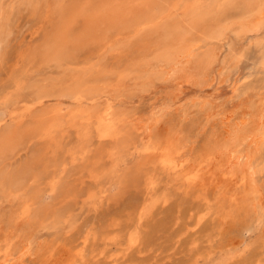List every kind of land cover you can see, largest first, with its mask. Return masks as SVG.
Listing matches in <instances>:
<instances>
[{"label": "rangeland", "instance_id": "374dc122", "mask_svg": "<svg viewBox=\"0 0 264 264\" xmlns=\"http://www.w3.org/2000/svg\"><path fill=\"white\" fill-rule=\"evenodd\" d=\"M86 1L0 0V137L25 133L7 161L19 176L0 166V255L11 245L26 264H264V18L247 12L264 0H173L152 30L99 27L57 62L46 44L60 11ZM149 1L166 0H112ZM108 110L121 140H100ZM154 114L145 145L135 125ZM164 144L181 170L146 154ZM230 153L240 160L228 173Z\"/></svg>", "mask_w": 264, "mask_h": 264}, {"label": "bare ground", "instance_id": "6f19581e", "mask_svg": "<svg viewBox=\"0 0 264 264\" xmlns=\"http://www.w3.org/2000/svg\"><path fill=\"white\" fill-rule=\"evenodd\" d=\"M76 1V0H75ZM159 1V0H158ZM173 0H166L165 4L161 3H156L155 1H149V2H143V5L140 6V8H129L128 10H125L121 6L115 5L112 0H89L83 3V5H74V7H71L69 9H62L60 11V16H61V23L59 26V30L57 32V35L51 37L49 42H47V53L53 57V59L57 62H60L66 58V55L70 53V49H74V47H77L80 41H85V40H94L96 37L95 34H97V29L102 26H106L111 29H117V28H124V29H129V28H134V26H144L147 27L146 30L150 31L153 28L151 27V24L155 21L156 23L158 22V17L162 16L167 10H170V7L173 6L174 4H171ZM230 1V0H229ZM263 1V0H262ZM142 2V1H141ZM213 2V1H212ZM234 2V1H233ZM53 3V2H52ZM68 3V2H67ZM128 3V2H127ZM130 3V1H129ZM128 3V4H129ZM65 4V3H64ZM163 4V5H162ZM171 4V6H170ZM186 4V2H185ZM184 4V5H185ZM262 4V2H261ZM264 4V3H263ZM5 5V4H4ZM219 5V4H218ZM223 5V4H222ZM143 6H146L145 9H142ZM137 7V6H136ZM142 7V8H141ZM223 7V6H222ZM245 7V6H244ZM263 7V5H262ZM41 8V7H40ZM184 9V8H183ZM187 9V8H186ZM212 9V8H211ZM237 10V8H236ZM55 11V10H53ZM248 15H251L254 17L253 22H257V25L259 26L260 23L262 25L263 18H264V9L261 8L260 5L258 6H252L249 5L248 8ZM166 17V14H165ZM170 17V16H169ZM162 19V18H160ZM164 19V18H163ZM162 19V20H163ZM182 19V18H181ZM238 19V18H237ZM157 20V21H156ZM233 20V19H232ZM177 22V21H176ZM252 22V24H253ZM178 24V22H177ZM194 24V23H193ZM200 24V23H199ZM206 24V23H205ZM155 25V24H154ZM174 26V25H173ZM199 26V25H198ZM197 26V27H198ZM257 26V27H258ZM53 27V26H52ZM85 27V28H82ZM175 27V26H174ZM242 27V26H241ZM244 27V26H243ZM169 28V27H168ZM176 28V27H175ZM179 28V27H178ZM255 25L249 27L245 26L244 29L242 30L246 32H250L254 30ZM170 29V28H169ZM173 29V28H172ZM185 29V28H184ZM180 31V30H179ZM231 31V29H230ZM48 32V31H47ZM50 32V31H49ZM254 32V31H253ZM11 33V32H10ZM53 33V32H52ZM101 33V32H100ZM129 33V32H125ZM171 35H174V37L178 34H181V32H178L176 29L171 31ZM251 33V32H250ZM45 35V34H44ZM49 35V34H47ZM237 35V34H236ZM46 36V35H45ZM108 36V34H107ZM190 36V35H189ZM130 37V36H129ZM173 37V38H174ZM236 37V36H235ZM43 39V38H42ZM153 40V39H152ZM176 40L173 39L172 41ZM243 40V39H242ZM47 41V40H46ZM45 41V42H46ZM205 41V40H204ZM176 42V41H175ZM44 43V42H43ZM156 43V42H155ZM188 43V42H187ZM80 44H82L80 42ZM157 44H159L157 42ZM186 44V43H185ZM75 45V46H74ZM77 45V46H76ZM111 45V44H110ZM169 46V45H168ZM171 46H173L171 44ZM81 47V45H80ZM194 47V46H193ZM182 48V47H181ZM103 49V48H102ZM180 52L183 54L181 56L186 57L191 53L190 48L186 49L185 46L182 48ZM39 51V50H38ZM85 51V50H84ZM77 52V50H76ZM80 53V52H79ZM68 57V56H67ZM179 57V56H178ZM190 60V59H189ZM187 62V61H186ZM70 63V62H69ZM187 65V64H186ZM188 69V66L185 67ZM102 70V69H101ZM186 70V69H185ZM184 71V70H183ZM104 72V71H103ZM185 72V71H184ZM182 73V72H181ZM188 74V73H187ZM101 75V74H100ZM189 75V74H188ZM110 76V75H109ZM113 76V75H112ZM182 76V75H181ZM190 77V76H189ZM192 77V76H191ZM206 77V76H205ZM186 79V78H185ZM97 81V80H96ZM84 82V81H83ZM95 82V81H94ZM80 82H78V85ZM205 83V82H204ZM77 85V86H78ZM196 85V84H195ZM180 86V85H179ZM198 86V85H197ZM70 87V86H69ZM75 87V86H74ZM81 87V86H80ZM196 87V86H195ZM71 88V87H70ZM69 88V89H70ZM73 88V87H72ZM98 88V87H97ZM63 89V88H62ZM61 89V90H62ZM76 89V88H74ZM73 89V91H74ZM90 90V89H89ZM64 91V90H63ZM72 91V92H73ZM83 90H79V93ZM69 92V91H68ZM46 93V91H45ZM45 93H41L45 95ZM70 93V92H69ZM74 93V92H73ZM86 93V92H85ZM83 92V95L85 94ZM55 94V93H54ZM77 94V92H76ZM82 94V93H80ZM50 96V94H48ZM62 95V94H61ZM72 95V94H71ZM47 96V95H46ZM64 96V93H63ZM76 96V95H74ZM73 96V97H74ZM82 96V95H81ZM173 99V98H172ZM194 102V101H193ZM264 105V104H263ZM90 107V106H89ZM254 110V109H253ZM147 111V110H146ZM57 113V112H56ZM260 113V112H259ZM58 115V114H57ZM258 116V114H257ZM50 117V116H49ZM52 117V116H51ZM151 117V116H150ZM149 117V118H150ZM159 114H154L152 118L148 120H143L140 123H137L135 126H138V130L142 131L143 137V142L146 145L148 140V136L150 134L151 130V125L153 122L157 121L159 118ZM228 117V116H227ZM226 119H230L227 118ZM56 118V117H55ZM144 118V117H143ZM86 121L90 120V118H82ZM51 120V118H50ZM100 120V126L98 128L100 140H112L115 139L116 141L121 140L122 138H117V135L120 134L118 131H116V118L115 116L108 110L104 116L99 118ZM241 120V119H240ZM136 121V120H135ZM139 121V120H138ZM160 121V120H159ZM228 121V120H227ZM49 122V120H48ZM226 124V122H224ZM156 124V123H155ZM224 124V125H225ZM230 124V122H229ZM45 124H42V126ZM58 125V124H57ZM252 125V124H251ZM31 126V125H30ZM41 126V125H40ZM39 126V128H40ZM47 126V125H46ZM54 126V125H53ZM227 126V125H226ZM259 126V125H258ZM29 127V124L28 126ZM23 128V127H22ZM46 128V127H45ZM224 128V127H223ZM53 129V128H52ZM225 129V128H224ZM41 130V128H40ZM38 132H41V131ZM55 130V129H54ZM226 130V129H225ZM53 131V130H52ZM228 134H230L231 130H228ZM252 131V130H251ZM28 132V130L26 131ZM254 133V131L252 132ZM24 131L22 130H12L11 128L0 137V166H3V174L5 175L4 177H7V179H11L14 176H19L20 170L15 171L12 170L9 171L10 163H7V161L12 158L14 154H16V151L22 146L23 140L24 139ZM27 134V133H26ZM28 134H30L28 132ZM46 134V133H45ZM141 134V133H140ZM235 134V133H234ZM32 135V134H31ZM231 135V134H230ZM229 135V136H230ZM254 135V134H251ZM29 136V135H28ZM27 137V136H26ZM253 137V136H252ZM91 138V136H90ZM251 139V137H250ZM230 140V139H229ZM232 140V139H231ZM249 140V139H248ZM257 143V142H256ZM255 143V145H256ZM151 144V143H150ZM149 144V145H150ZM217 144V143H216ZM248 144H250L248 142ZM172 145L164 144V145H155L151 147H147L146 149V154L148 156H157L162 160V164L166 166V168L173 170V171H179L182 169V163L180 164L177 159L174 158V154H172L173 150L171 148ZM121 147V146H119ZM118 147V148H119ZM216 149L218 148V145L215 147ZM217 151V150H216ZM220 151V150H218ZM229 152H227L228 154ZM251 153V152H250ZM223 154V153H222ZM234 154V153H233ZM232 153L229 154V158L226 161L227 165L225 166L226 172H231L233 169V165H239V158H235ZM246 154V152H245ZM218 156V155H217ZM239 155H237L238 157ZM247 159V155L245 156ZM251 158V157H250ZM251 160V159H250ZM225 162V161H224ZM245 162V161H243ZM16 163V162H15ZM248 164V163H247ZM16 165V164H15ZM245 166V163L243 164ZM241 165V166H243ZM18 166V165H17ZM194 166V165H193ZM249 166V165H248ZM247 166V167H248ZM28 167V166H27ZM57 167V166H56ZM246 166L244 168H247ZM40 168V167H39ZM58 168V167H57ZM27 169H30L29 167ZM32 169V168H31ZM242 169V168H241ZM2 169H0L1 171ZM238 170V169H237ZM250 170V169H249ZM25 171V170H24ZM27 171V170H26ZM29 173H33V171L28 170ZM27 171V172H28ZM26 172V173H27ZM1 174V173H0ZM25 175V173H23ZM36 174V173H35ZM29 175V174H28ZM28 175L26 176V179H28ZM169 175V174H168ZM25 176L23 178H25ZM36 176V175H35ZM41 176V175H40ZM21 177V176H20ZM19 177V178H20ZM3 178V176H2ZM18 178V177H17ZM14 179V178H13ZM22 179V177L20 178ZM5 180V179H3ZM9 180L7 181L9 183ZM18 180V179H17ZM16 180V181H17ZM23 180V179H22ZM12 181V180H11ZM21 181V180H19ZM26 181V180H25ZM23 180V182H25ZM6 182V183H7ZM18 182V181H17ZM20 182V186L21 183ZM1 183V182H0ZM3 184V183H1ZM14 184V183H13ZM19 184V183H18ZM5 185V184H4ZM11 185V184H10ZM24 185V183H23ZM8 186V185H6ZM197 186V185H196ZM27 187V186H26ZM24 188V187H23ZM22 188V189H23ZM213 189V188H212ZM20 191V190H19ZM26 196V195H25ZM230 202V201H229ZM38 207V206H37ZM17 209V208H16ZM29 210V209H28ZM34 213V212H33ZM37 215V213H35ZM38 217V216H37ZM44 217V216H43ZM43 219V218H42ZM29 221V220H28ZM30 224V223H29ZM27 244V243H25ZM28 245V244H27ZM26 245V246H27ZM81 245V244H80ZM21 246V245H20ZM25 246V247H26ZM17 248V247H16ZM74 249V247H73ZM16 250V249H15ZM18 252L20 249H17ZM24 250V249H23ZM26 251V250H25ZM25 251H20L19 253L14 252V247L13 246H8V248L0 255V264H26L24 261V258L27 254H25ZM29 252V251H28ZM124 253V252H123ZM65 258V257H64ZM56 259V258H55ZM56 261V260H55ZM58 261V260H57ZM109 262V261H107ZM114 262V261H113ZM61 263V262H60ZM59 264V263H57ZM108 264V263H106Z\"/></svg>", "mask_w": 264, "mask_h": 264}]
</instances>
